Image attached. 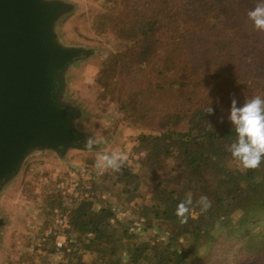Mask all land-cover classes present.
I'll return each instance as SVG.
<instances>
[{"label": "trees", "instance_id": "trees-1", "mask_svg": "<svg viewBox=\"0 0 264 264\" xmlns=\"http://www.w3.org/2000/svg\"><path fill=\"white\" fill-rule=\"evenodd\" d=\"M96 1L91 26L121 46L93 78L133 127L118 149L127 160L119 172L77 171L88 195L67 206L57 188L41 186L47 211L33 228L41 252L14 264H124V253L127 264H223L264 254V159L241 170L226 151L235 138L227 119L233 96L238 104L264 98V32L247 17L256 0ZM210 102L212 115L204 113ZM188 196L193 205L181 224L175 210ZM200 196L211 201L205 213ZM55 207L70 222L56 263V237L41 240Z\"/></svg>", "mask_w": 264, "mask_h": 264}, {"label": "water", "instance_id": "water-1", "mask_svg": "<svg viewBox=\"0 0 264 264\" xmlns=\"http://www.w3.org/2000/svg\"><path fill=\"white\" fill-rule=\"evenodd\" d=\"M74 0H0V264L11 248L17 211L8 204L31 160L71 166L74 153L91 151L85 139L94 106L75 89L81 68L108 51L77 38ZM95 139V138H94Z\"/></svg>", "mask_w": 264, "mask_h": 264}, {"label": "rangeland", "instance_id": "rangeland-1", "mask_svg": "<svg viewBox=\"0 0 264 264\" xmlns=\"http://www.w3.org/2000/svg\"><path fill=\"white\" fill-rule=\"evenodd\" d=\"M74 1L77 3V6H79L76 8L79 13L73 21V28L77 38H81L85 42H97V44L101 46L104 45L105 49L108 50L99 55L93 62H90L81 68L75 82L76 93H78V96L80 95L84 97L89 108H91V106H94L95 108V114L93 115L92 123L89 126V129L94 134V138L100 139L103 138L104 135L111 133L115 135V139L111 141V144H104V150L92 153H74L71 157L72 167L39 160H31L26 164L19 186L17 190L13 192L9 203H7L11 212L17 211L18 222L16 228L10 235L11 248L4 264H14L19 262V258L23 253L30 251H36L37 253L41 252L39 248H36L39 237L33 232V228H36V226L41 224L44 220L45 217L42 216L43 212L46 213L47 211L46 209L43 211L41 208V200L38 197L41 186H44V184L47 183L49 184V188L54 186L56 189L54 181L57 178L60 180L69 179L78 181L77 171L81 174L86 170V172H90V170L95 168V158L97 154L120 149L121 142L134 131L132 126H125L122 121L119 120L121 115L118 111L117 105L109 99L102 98L98 95L93 78L97 63L106 58L111 52L118 49L121 46V42L110 35L97 33L91 26V17L100 8V5L96 0ZM239 60L244 63L247 61L242 56ZM89 160H93L94 163L90 164ZM51 180H53V183ZM83 185H80L79 183L81 190L89 187L88 182L83 183ZM109 199L111 202L115 203L114 197L110 196ZM64 206L67 205L64 204ZM51 219L52 213L50 214V221ZM216 251L217 247L213 250L211 256H206L207 259L210 258V260L214 261ZM51 256L52 262L56 263L63 257V252H56ZM262 257H264V254L247 256L244 258H237L235 261L223 262V264H261ZM221 259H223V257ZM210 264H213V262Z\"/></svg>", "mask_w": 264, "mask_h": 264}, {"label": "clouds", "instance_id": "clouds-1", "mask_svg": "<svg viewBox=\"0 0 264 264\" xmlns=\"http://www.w3.org/2000/svg\"><path fill=\"white\" fill-rule=\"evenodd\" d=\"M247 17L255 30L264 32V0H256L254 7L247 11ZM210 105L211 102L204 109V113L208 115L214 114V109ZM227 119L235 131V138L227 145L226 151L241 170L259 168L264 159V98L257 95L238 104L233 96ZM208 124L211 126L210 123ZM102 142V139H85L84 148L91 151L94 146ZM126 160L127 156L118 150L99 153L95 158L97 174L102 175L108 170L119 172ZM196 203L201 213L207 212L211 207V201L207 196H200ZM192 205L191 196L177 204L175 215L180 219L181 224L187 223ZM123 261L127 264V253H124Z\"/></svg>", "mask_w": 264, "mask_h": 264}, {"label": "built area", "instance_id": "built-area-1", "mask_svg": "<svg viewBox=\"0 0 264 264\" xmlns=\"http://www.w3.org/2000/svg\"><path fill=\"white\" fill-rule=\"evenodd\" d=\"M56 188L65 199V204L68 205L73 198L82 199L86 197L87 191L81 190L79 182L75 180H59L56 183ZM52 219L45 228L41 240H46L49 236H55L54 241L57 252H62L61 248L65 245V237L67 230L70 228L68 213L62 208L55 207L51 211Z\"/></svg>", "mask_w": 264, "mask_h": 264}]
</instances>
